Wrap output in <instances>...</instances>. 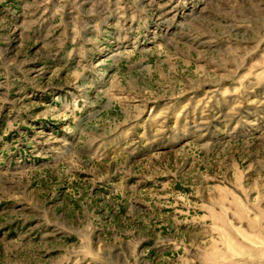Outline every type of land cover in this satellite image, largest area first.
Instances as JSON below:
<instances>
[{"label": "rangeland", "instance_id": "obj_1", "mask_svg": "<svg viewBox=\"0 0 264 264\" xmlns=\"http://www.w3.org/2000/svg\"><path fill=\"white\" fill-rule=\"evenodd\" d=\"M37 18L0 40V264H264V0Z\"/></svg>", "mask_w": 264, "mask_h": 264}, {"label": "crops", "instance_id": "obj_2", "mask_svg": "<svg viewBox=\"0 0 264 264\" xmlns=\"http://www.w3.org/2000/svg\"><path fill=\"white\" fill-rule=\"evenodd\" d=\"M59 0H0V40L22 38L26 32L33 38L40 28L38 14L58 5ZM52 17V16H51Z\"/></svg>", "mask_w": 264, "mask_h": 264}]
</instances>
